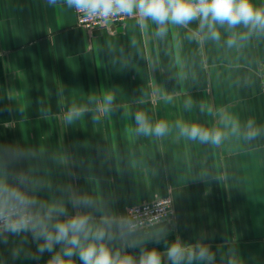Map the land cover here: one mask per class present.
<instances>
[{"label": "crops", "instance_id": "obj_1", "mask_svg": "<svg viewBox=\"0 0 264 264\" xmlns=\"http://www.w3.org/2000/svg\"><path fill=\"white\" fill-rule=\"evenodd\" d=\"M158 27L135 12L88 30L67 0H0V179L24 174L38 201L97 222L128 221L129 207L172 195V222L112 227L105 243L137 264L153 248L170 264L176 241L213 257L191 264H264V29L217 24L214 39L199 18ZM138 113L165 134L140 131ZM179 125L223 136L193 140ZM74 197L94 206L74 208ZM51 255L31 232L0 236V264Z\"/></svg>", "mask_w": 264, "mask_h": 264}, {"label": "clouds", "instance_id": "obj_2", "mask_svg": "<svg viewBox=\"0 0 264 264\" xmlns=\"http://www.w3.org/2000/svg\"><path fill=\"white\" fill-rule=\"evenodd\" d=\"M67 3L89 17L104 19L131 16L138 12L141 17L151 18L159 26V34L166 31L164 26L168 23L186 26L198 18L200 27L207 25L214 39L219 38V33L214 30L217 24H227L229 28L243 24L264 29V9L254 8L250 0H67ZM228 43L234 41L229 40ZM106 99L110 103L113 98L108 96ZM136 121L139 130L145 134L162 136L167 131V125L163 122L150 126L142 113L136 115ZM179 127L181 134L193 140L199 138L218 144L223 136L220 131L209 132L197 125ZM256 134L255 131L248 133L249 138ZM15 180V184H9L6 179H0V236L5 232L12 235L31 232L33 240L37 242V253H52L47 264H72L70 258L73 256H78L81 264H137L132 255L113 251L105 243L112 239L111 229L114 225L121 230H131L133 225L130 221L102 218L97 222L87 213L67 217L62 203L45 204L29 195L24 190L29 183L24 174L17 175ZM70 203L74 208L94 206V201L88 197H74ZM60 216L67 218L60 220ZM3 242L7 243L6 237ZM57 245L62 247L56 250ZM166 255L170 264H182L185 259L189 264L194 259H213L207 248L199 247L198 251H193L179 241L167 247ZM138 264H161L159 252L155 248L142 250Z\"/></svg>", "mask_w": 264, "mask_h": 264}, {"label": "built area", "instance_id": "obj_3", "mask_svg": "<svg viewBox=\"0 0 264 264\" xmlns=\"http://www.w3.org/2000/svg\"><path fill=\"white\" fill-rule=\"evenodd\" d=\"M77 24L88 30L96 27L104 26L108 22L119 23L124 20L127 15L113 16L104 19L99 16L89 17L84 12L76 8ZM262 87L264 88V74L262 76ZM128 221L133 227L131 229L145 228L150 225L166 222L170 223L174 220L175 208L172 195L156 196L153 199L145 200L139 204H135L128 208Z\"/></svg>", "mask_w": 264, "mask_h": 264}]
</instances>
